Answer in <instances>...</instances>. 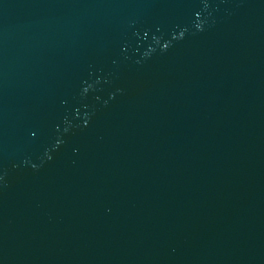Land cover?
Segmentation results:
<instances>
[{
    "label": "water",
    "instance_id": "95a60500",
    "mask_svg": "<svg viewBox=\"0 0 264 264\" xmlns=\"http://www.w3.org/2000/svg\"><path fill=\"white\" fill-rule=\"evenodd\" d=\"M0 264H264V0H0Z\"/></svg>",
    "mask_w": 264,
    "mask_h": 264
}]
</instances>
